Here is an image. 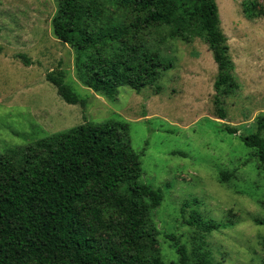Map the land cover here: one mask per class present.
<instances>
[{
  "label": "rangeland",
  "instance_id": "rangeland-1",
  "mask_svg": "<svg viewBox=\"0 0 264 264\" xmlns=\"http://www.w3.org/2000/svg\"><path fill=\"white\" fill-rule=\"evenodd\" d=\"M216 2L238 86L224 97L227 119L216 112L218 66L203 38L151 36L173 61L159 89L123 86L110 100L80 82L74 49L55 36L58 0H0V153L85 121L128 122L141 181L163 190L152 211L163 264L179 263L168 235L187 248L190 264L264 263V224L257 223L264 220V167L240 138L264 120V0ZM57 70L86 99L85 108L58 94L47 79ZM194 213L198 225L189 223Z\"/></svg>",
  "mask_w": 264,
  "mask_h": 264
},
{
  "label": "trees",
  "instance_id": "trees-1",
  "mask_svg": "<svg viewBox=\"0 0 264 264\" xmlns=\"http://www.w3.org/2000/svg\"><path fill=\"white\" fill-rule=\"evenodd\" d=\"M58 1L53 32L74 49L83 85L110 100L123 86L159 89L173 61H165L151 36L203 38L218 66L216 112L227 119L224 97L238 86L229 72L216 0ZM245 12L256 16L249 5ZM65 76L57 70L47 79L64 101L85 108L86 99ZM262 130L264 120L258 119L257 130L240 138L257 149L264 167ZM142 174L130 125L121 120L85 121L0 153V264H163L152 222L163 190L141 181ZM191 217L189 223L198 225V213ZM168 237L175 241L178 264H190L187 248L175 235Z\"/></svg>",
  "mask_w": 264,
  "mask_h": 264
}]
</instances>
